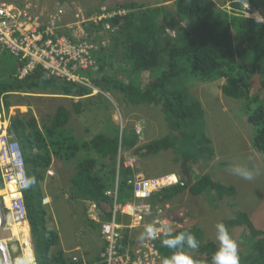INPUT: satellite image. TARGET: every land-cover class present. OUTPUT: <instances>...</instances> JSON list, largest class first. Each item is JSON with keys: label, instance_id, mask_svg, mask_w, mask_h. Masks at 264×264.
I'll return each mask as SVG.
<instances>
[{"label": "trees", "instance_id": "trees-1", "mask_svg": "<svg viewBox=\"0 0 264 264\" xmlns=\"http://www.w3.org/2000/svg\"><path fill=\"white\" fill-rule=\"evenodd\" d=\"M246 2L251 9H261L264 15V0H231L230 10L219 8L215 0H176L174 17L169 15L165 5L144 7L128 2L117 7L126 9L125 14L108 19L114 29H109V36H96L100 42L95 51L98 70L90 75V80L95 88L125 95L133 105L161 107L170 132L142 145H139L136 130L128 127L120 131L119 127L110 126V135L100 132L90 140H78L68 126L72 112L63 105L57 107L48 122L41 124L32 111L31 101L25 99L47 97L43 95L48 94L69 98L75 112L81 114L84 110L82 99L103 94L93 95L89 85L48 76L41 67L20 76L28 60L8 49H0V114L9 111L13 105L29 107L27 111L18 110L10 116V127L21 143L28 176L35 178V183L23 193L37 264H84L81 259L73 260L59 247V231L50 225L48 208L43 203L47 171L55 160L59 164L75 162L76 169L70 177L67 193L74 201L97 202L102 212L100 219L108 221L113 217L114 207L113 197L106 191L115 188L117 169L111 163L99 164L89 151L114 161L120 149L134 148L135 154L143 157L173 149L175 161L182 159L187 176H190L187 162L213 157L215 149L204 130L205 109L188 91L187 77L223 80L224 83L219 85L222 93L242 99L245 104L247 121L255 127L254 147L264 153V101L260 93L251 95L247 83L249 77L258 75L264 88V22L237 12ZM162 16L174 30V35L166 34V28L161 25ZM103 39L110 40L101 44ZM117 69L125 80L118 79ZM80 151H86L87 156L79 157ZM119 174L118 193L129 202L133 188L127 180L133 177L135 170L126 167L122 161ZM187 181L189 183L184 181L183 185L162 188L154 193L153 202L165 203L189 191L195 196L206 193L217 206L225 196L237 193L234 185L215 181L209 174L201 175L193 182ZM214 194L218 198H214ZM88 222L99 226L97 221ZM227 223L242 228L237 241L241 248L240 264H264V231L255 226L249 214L236 211ZM124 231L123 242H131L129 230ZM173 231L174 234L180 231L194 233L200 247L189 252L195 254L192 255L194 260L211 264L218 245L204 240L199 225ZM163 238L157 242L158 250L167 258L173 250L161 245Z\"/></svg>", "mask_w": 264, "mask_h": 264}, {"label": "rangeland", "instance_id": "rangeland-1", "mask_svg": "<svg viewBox=\"0 0 264 264\" xmlns=\"http://www.w3.org/2000/svg\"><path fill=\"white\" fill-rule=\"evenodd\" d=\"M4 1L12 2L19 6L35 4L49 9L55 6H63L68 9L78 7L87 12H100L102 8H107L109 11L126 10L123 8L117 9V7L128 2H136L138 5H144V7L165 5L166 11H168L170 16L174 17L176 0ZM215 1L219 8L230 10L231 0ZM161 19V25L166 28V34L168 36L174 35V30L168 25V21L164 19V16H162ZM107 24L108 22L106 19L100 21L99 26L91 24L92 32L109 36L111 32L106 28ZM110 25L112 24L110 23ZM74 29L73 26L72 29L69 27L64 29L66 37L72 42L76 41L71 32V30L74 31ZM92 36V40L99 42L94 35ZM80 38L87 40L83 35H80ZM123 65H125V63H123ZM117 74H119L118 69ZM118 79L125 80L121 74L118 75ZM187 80L186 86L188 91L191 92V95L193 94L199 99L204 106V130L206 135L213 140L215 149V153L211 159H201L200 161L190 160L187 162V171L190 176H187L184 172L182 159L175 161V152L173 149L161 151L159 154L146 157L136 155L133 150L134 148L127 150L120 149L114 161L103 158L93 150L88 153L95 157L99 164L111 163L110 165L116 167L115 186L121 181L119 170L121 162L123 161L126 167L135 170L133 177L127 180L132 188L133 182H137L142 175L146 178H151L165 174H175L181 178V183L179 184H184L185 182L189 183L187 179L193 182L199 178L201 174L209 172L215 180L226 185H234L237 188V193L229 197L225 196L217 206L216 201L210 199L206 193L195 196L189 191H185L173 200L165 203H154L151 199L147 200L148 203L152 204V214L145 215L144 223L136 224L129 229V224L132 223L130 217L120 216L118 218L120 223L128 226L129 240L134 244L141 243L137 239L138 235L146 226L153 223V219L156 217L159 210H162V215H165L164 211L172 216L183 214L180 220H176L177 223L180 224V222H182L183 226L189 228L196 224L199 225L203 231L204 240L206 242L213 241L217 245L216 225L221 221L226 224L231 236L238 241L242 233V228L230 226L227 221L235 215L236 211L242 209L249 214L255 226L264 231V154L260 153L254 147L255 127L246 122L245 104H243L242 99L227 97L222 93L219 85L224 83L223 80H213V82L198 80V78L193 77H187ZM247 83L250 85L251 95L260 93L264 101V88L261 87L260 77L258 75H253L248 78ZM112 92H105L98 88L93 89V95H97V93H102L103 95L101 97L97 96L82 99L84 110L81 114L75 112L73 101L69 98L48 94L43 95L47 97L36 99L28 98L25 99V101H31L32 111L36 114L41 124L49 121L57 107L63 105L70 109L72 116L68 126L73 129L77 139L80 141L90 140L100 132H105L110 135V126L119 127L120 131L125 127L133 128L136 130V134H138L139 145L145 144L156 138L158 139L170 132L160 106L150 104L133 105L128 101L125 95L117 91ZM76 100L78 99L76 98ZM28 109L29 107L24 104L13 105L9 111H3L2 115L9 119L10 116L15 114L18 110L27 111ZM216 148L217 158H215ZM80 156H87L86 151H80L79 157ZM235 166H245L252 169L255 173L254 178L248 181L235 176L231 171ZM75 169V162L61 165L58 160H55L47 171L44 189L45 195L50 198V201L45 203L49 212L50 225L59 231V247L67 252L69 256L73 257V260L77 261L81 259L84 264H99L98 257L100 251L103 249V240L101 238L99 226L97 223H93L94 225H92L88 222L90 219L86 213V200L74 201L67 193V189L69 188L68 179L69 176L74 173ZM62 172L64 174H62ZM184 176H187L185 177L186 179L183 178ZM1 187L2 186H0V194L2 191ZM215 197L216 195L214 198ZM7 199L9 198H6V200ZM118 199L120 203H124L127 200V198H121L120 194ZM128 199H132V197ZM6 204L9 205L10 200L6 202ZM234 205H236L235 208ZM186 218L189 219L187 222L184 221ZM27 231L28 233H26V235H30L29 223L27 224ZM124 232L125 231H123V237ZM22 237L25 238L26 242L25 235H22L21 238L14 236L12 242V239L7 241V247L10 250L12 259H14V264L15 257L21 255L27 256V250H33L29 236L27 240L29 243L27 246L24 244ZM27 247H29V249H27ZM76 247L78 248L75 249ZM239 247L240 246H238V248ZM189 254L195 256L194 253ZM74 257L77 259H74ZM33 260L35 262L34 264H37L34 250ZM194 261L196 264H209L202 260Z\"/></svg>", "mask_w": 264, "mask_h": 264}, {"label": "built area", "instance_id": "built-area-1", "mask_svg": "<svg viewBox=\"0 0 264 264\" xmlns=\"http://www.w3.org/2000/svg\"><path fill=\"white\" fill-rule=\"evenodd\" d=\"M126 12L127 10L109 11L107 8H102L100 12L89 13L78 7L68 9L63 6H55L49 9L35 4L19 6L12 2L0 0V49H8L15 55H20L23 59L28 60L21 70L20 76H25L35 68L41 67L48 76H58L75 82L82 81L83 84L95 89L90 80V75L98 70L95 51L100 42L92 40V35L100 38L101 34L93 33L91 24L99 25L100 21L106 19L107 27L113 30L114 28L111 27L108 19L114 16H122ZM247 15L262 20L258 12H250ZM70 25L75 28L73 31L74 38L79 39L80 35H83L87 41H82L76 46L71 45L66 33H64L65 27ZM106 41L107 39H103L101 44H105ZM89 72L90 74H88ZM10 124V118L7 119L0 114V172L3 180L0 198L6 211L8 227L10 222H27L23 192L29 188L23 187L19 182L20 175L28 176V173L21 143ZM180 179L175 174L151 178L142 175L137 182H133V197L128 199L132 204L130 207L126 201L124 203L118 201V185L107 190L106 194L113 197V207L122 206V209L129 216H133L135 224H141L145 222L143 209L150 208L146 205L149 203L144 198L153 197L154 193L163 187L181 183ZM6 198L10 199L9 205L6 204ZM49 201L50 198L45 196L43 203ZM85 202L87 209H89V218L99 223L102 213L99 204L92 200ZM164 214L166 216L164 218H155L160 221L167 220L173 230L183 227L182 222L177 224L176 221L180 220L183 214L172 216L165 211ZM155 218L151 224L156 225ZM187 220L189 219L186 218L184 221L187 222ZM134 223H131L130 226H134ZM120 226L114 221L103 225L101 238L104 246L100 251V264H162L164 257L160 254L153 240H146L140 244L124 243ZM25 236L26 240H28V236L31 239L30 235L25 234ZM13 240L14 238L11 241ZM28 243L24 241L26 246ZM120 253L127 254V257L125 258ZM137 255L139 261L138 258L133 260L130 258ZM74 259L77 258L74 257Z\"/></svg>", "mask_w": 264, "mask_h": 264}, {"label": "clouds", "instance_id": "clouds-1", "mask_svg": "<svg viewBox=\"0 0 264 264\" xmlns=\"http://www.w3.org/2000/svg\"><path fill=\"white\" fill-rule=\"evenodd\" d=\"M237 12L241 16L251 19H256L258 22H261L264 19L262 10L258 8L251 9L250 4L248 2L243 4L242 9H237ZM250 12L251 13L258 12L262 20H259L254 16H248L247 14H249ZM246 117H247V113H246ZM246 122L249 123L248 121ZM216 156H217V150H216ZM231 171L235 176L248 181H251L255 175L252 169L245 166H235L231 169ZM207 173L209 174V172ZM19 182L23 187L28 188L35 183V178L31 176H27L25 174H21L19 177ZM177 185H181V184H177ZM216 198L218 197L216 196ZM143 211L147 215L152 214L150 208H144ZM241 211L244 210L242 209ZM185 227L187 226H183L181 228H175V229H182ZM160 235L165 237L161 240V245L163 247L173 250L172 254L169 257L164 258L162 264H196L193 257L189 254L191 253L189 252V250L198 249L200 247V241L197 239L196 235L190 231H180L174 234L173 228L169 225L167 220H163L159 223V229L155 224H150L146 226L143 229V231L138 235L137 239L139 242L143 243L146 240H156L160 237ZM216 240L218 241V247L211 257V264H240L239 250H241V248L240 247L238 248L237 241L231 236L226 224L222 221L218 222L216 225ZM15 264H34V260L29 259L27 256L21 255L15 257Z\"/></svg>", "mask_w": 264, "mask_h": 264}, {"label": "bare ground", "instance_id": "bare-ground-1", "mask_svg": "<svg viewBox=\"0 0 264 264\" xmlns=\"http://www.w3.org/2000/svg\"><path fill=\"white\" fill-rule=\"evenodd\" d=\"M261 22H264V19H263V21H261ZM68 28V27H67ZM69 28L70 29H72V26L70 25L69 26ZM106 28L107 29H109V27H107L106 26ZM65 29H66V27H65ZM71 32L73 33V36H74V32L71 30ZM68 39V38H67ZM69 40V42L71 43V45H73V46H76V45H78V44H80L82 41H87V40H84L83 38H80L79 37V39H76L75 38V42H72L70 39H68ZM78 82V81H77ZM79 83H81V84H83L82 83V81L81 82H79ZM83 85H85V84H83ZM88 86V85H87ZM181 185H183V184H181ZM164 188V187H163ZM144 199H146V200H153L152 199V197H150V198H148L147 199V197H145ZM10 199H7V201H9ZM140 203H142V202H140ZM127 204H128V206L130 207V206H132V204L130 203V202H127ZM148 207H150V209L152 208V204L151 203H149V204H146ZM86 213H87V216H88V218H89V209H86ZM162 213V210H159V212L157 213V215H156V217H159V218H164V217H166L165 215H162L161 214ZM146 216H147V214H145ZM122 217V216H127V217H130V219H131V222L132 223H134L135 222V220H134V218H133V216H129V214L126 212V211H124L123 209H122V206H119V207H114V213H113V217H112V219L111 220H108V221H102L101 219L99 220V226H100V232H101V234H102V229H103V225L104 224H107V223H112L113 221L116 223V224H119V225H121L120 226V229H121V231L123 232L124 231V229H126V228H128V226L127 225H125V224H122V223H120V221H119V217ZM90 219V218H89ZM11 221V220H10ZM90 221H91V219H90ZM155 222H156V226H157V228H159V223L161 222L159 219H157V218H155ZM10 224V228L12 229V234H13V236H15V237H19V238H21V236L22 235H25L26 233H27V224H26V221H24V222H20V223H17V222H10L9 223ZM177 224H179V223H177ZM136 224L134 223V226H135ZM133 226H130V224H129V228H132ZM20 234V235H19ZM19 235V236H18ZM163 236H160L158 239H156V240H153V242H154V244L156 245V247H157V249H158V244H157V242H158V240L159 239H161ZM22 239L25 241V238H23L22 237ZM21 240V239H20ZM27 241V240H26ZM12 242V241H11ZM18 242V241H17ZM12 244V243H11ZM27 249H29V247H27ZM30 250V251H29ZM29 250H27V257L29 258V259H32L33 260V251L31 250V249H29ZM121 254V253H120ZM122 256H124L125 258L127 257L126 255L127 254H121ZM132 260L133 259H137L138 258V261H139V256L137 255V256H131L130 257ZM138 261H137V263H138ZM35 263V262H34ZM139 264V263H138Z\"/></svg>", "mask_w": 264, "mask_h": 264}, {"label": "water", "instance_id": "water-1", "mask_svg": "<svg viewBox=\"0 0 264 264\" xmlns=\"http://www.w3.org/2000/svg\"><path fill=\"white\" fill-rule=\"evenodd\" d=\"M212 144L214 147L213 140H212ZM216 150H217V148H216ZM215 158H217V156ZM204 174H208V173H203L201 175H204ZM211 177L213 178L212 175H211ZM5 214H6V211H5V208H4L3 203L1 201V198H0V264H14V259H12L11 254H10V250L7 247L8 246L7 241H10V239L14 238V236L12 234V229L10 227H8V225H7ZM30 236H31V242H32L31 232H30ZM32 246H33V242H32ZM33 247H32V249H33ZM34 254H35V252H34Z\"/></svg>", "mask_w": 264, "mask_h": 264}, {"label": "crops", "instance_id": "crops-1", "mask_svg": "<svg viewBox=\"0 0 264 264\" xmlns=\"http://www.w3.org/2000/svg\"><path fill=\"white\" fill-rule=\"evenodd\" d=\"M61 165H64V164H61ZM59 168V167H58ZM64 172V171H63ZM62 172V174H64ZM59 173V172H58ZM70 177H71V175L69 176V179H68V181H69V187H70V185H71V182H70ZM59 179V178H58ZM66 183V182H65ZM69 189V188H68ZM27 224H28V222H26ZM138 227V226H137ZM127 229V228H126ZM129 229H131V228H129ZM99 230H100V228H99ZM101 233V232H100ZM78 247H76L75 249H77Z\"/></svg>", "mask_w": 264, "mask_h": 264}]
</instances>
